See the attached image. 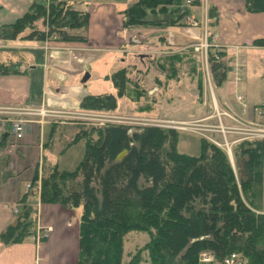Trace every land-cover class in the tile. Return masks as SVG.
<instances>
[{
	"label": "trees",
	"instance_id": "1",
	"mask_svg": "<svg viewBox=\"0 0 264 264\" xmlns=\"http://www.w3.org/2000/svg\"><path fill=\"white\" fill-rule=\"evenodd\" d=\"M245 8L264 12V0H245ZM123 14L125 26H178L186 24L190 10L185 0H134ZM208 16L215 19L211 8ZM88 18L86 11L65 0L33 1L21 17L0 26V40L85 41V35L71 31L86 30ZM39 20L47 27H39ZM253 44L264 46V38ZM226 54L218 50V59L209 55L218 86L226 79ZM9 64L0 60V74L9 73ZM158 67L163 69V63ZM126 74L124 68L111 74L116 94H88L80 109L114 110L117 96L124 94ZM141 94L136 91L137 98ZM129 130L124 125L79 124L72 138V143L84 141L79 163L73 169L44 166L40 201L82 207L77 264H138L143 251L149 264H195L203 249L217 258L236 251L247 264L264 263L262 140L236 143L232 165L220 148L204 139L200 152L188 155L177 151L173 130L156 126ZM123 149L128 153L116 161ZM35 231L36 207L24 199L0 240L4 245L19 243ZM130 231L145 232L149 240L123 262L124 238Z\"/></svg>",
	"mask_w": 264,
	"mask_h": 264
},
{
	"label": "crops",
	"instance_id": "2",
	"mask_svg": "<svg viewBox=\"0 0 264 264\" xmlns=\"http://www.w3.org/2000/svg\"><path fill=\"white\" fill-rule=\"evenodd\" d=\"M65 1L74 9L88 13L86 30L71 31L85 35L86 40L37 42L17 38L10 41L13 49L9 57L1 54L2 47L8 44L0 45V60L11 63L9 73L0 74V107L39 108L48 102L53 109L79 111L81 99L88 94H116L110 76L117 70H137L141 81L146 80L154 70V53L185 48L204 32L197 5L189 8L190 19H195L196 25L149 27L125 26L123 10L134 0H129L124 7L120 0ZM31 3L32 0H0V26L13 23ZM208 4L216 15L210 21L211 43L231 55L227 67L232 68L236 60L239 62L235 59L237 52L245 60L242 80L244 72L251 71L248 63L260 62L263 70L264 59L260 60V55L264 47L253 46V41L264 38V12H248L245 0H208ZM86 72L89 77L82 82ZM93 73L109 81L112 91L95 92L97 87H88L87 81ZM232 78L234 68L232 76L228 78L226 74V81L216 86L217 97L234 103L236 91L251 105L240 86L234 87L229 82ZM156 89H147V92L151 94ZM254 104L259 105V102ZM14 116L17 115L0 113V118ZM26 118L31 121L26 123L23 137L17 140L6 136L0 144V234L14 220V208L19 210L24 199L36 207V230L49 226L51 231L41 241L26 238L4 245L0 240V264H77L79 206L41 202L39 191L45 165L50 163L59 169H71L64 168L68 162L61 164V160L81 141L72 143L79 124L50 117ZM58 143H62V147L57 150ZM28 185L31 186L29 190Z\"/></svg>",
	"mask_w": 264,
	"mask_h": 264
},
{
	"label": "rangeland",
	"instance_id": "3",
	"mask_svg": "<svg viewBox=\"0 0 264 264\" xmlns=\"http://www.w3.org/2000/svg\"><path fill=\"white\" fill-rule=\"evenodd\" d=\"M39 1H44L46 4L48 3L45 0ZM128 1L129 0H120V4H122L121 6H127ZM197 1V6L199 7L198 9L200 12L199 15H201V25L204 27L203 35L196 42L186 46L185 48H179L178 50L165 49L162 50L161 53H154V70H151L153 73L150 72L149 75H147L146 80L143 79L141 81L142 78L137 76L139 71L127 70V80L125 83L124 94L122 96H117L116 108L111 111L92 110L94 112L114 116L115 121L107 124L128 126L130 128L129 131H133L144 126H156L165 130H173L177 133V151L188 155H197L200 152L201 139L208 142L205 137V135L208 136V134L204 132L207 124H212L214 128H216V131L212 133L213 138L218 142L223 140V133L221 132V129L217 127V125L220 124V120L223 125L233 124V121L222 115V111H224L225 108H231L234 113L239 112V108L237 107L235 100L234 103H231L230 101L221 100L217 97L216 86L218 85L212 77L209 60L210 53L214 54L216 50L211 47V49H209L210 53L208 55L207 62L209 68V81L206 82L203 63L199 53L194 50V46L201 43L205 35L207 36L208 42L212 44L211 37L213 35V31L209 26L212 19L208 15L207 17H204L201 14V0ZM185 5L188 8L194 6L193 2L190 5L185 3ZM193 22L197 23L195 19H190V16L186 17V24L193 26ZM37 24L39 27H47L46 24H42L41 20H39ZM25 42L26 41H24V43ZM5 44H8V46L2 47L1 54H5L9 57L11 53L10 51H12L13 47L9 46L10 41L3 42V40H0V45ZM253 46L264 47L254 44ZM225 59L231 60L232 57L230 54H226ZM235 59H239V63L244 69L245 60L242 58V54L237 55L236 52ZM263 59L264 51H262L260 55V60ZM159 63H163V69L158 67ZM248 65L251 67V71H247L246 73L244 72L243 80L241 79V81H238L237 86H240L241 91H244L250 100L251 105L247 101L248 108L245 116L252 119L254 116V103L259 102V105H262L264 111V69L262 70L260 62L248 63ZM233 68L234 65L232 68L227 67L228 78L232 76ZM243 69L241 75L243 73ZM233 79L234 78H232L229 82H232ZM225 81L226 79L222 82V84ZM87 83L90 88H98L95 89V92L112 91L111 83L104 80L102 77H98L96 73L92 74V77L87 81ZM155 88L157 89L153 93L149 94L147 92V89H152L153 91ZM138 90H141L143 94L137 98L136 91ZM85 111L87 110L81 109L78 112ZM51 118L55 120L60 119L62 121L64 119L73 120L74 122H77V124H84L80 121V119L76 118L50 117V119ZM258 120L264 122V115L259 117ZM153 121H156L157 125H150L148 123ZM170 125L173 127H169ZM235 144L236 143L231 145L232 161V148ZM215 146L220 148L228 158L230 157L228 155L229 152L225 147L221 148L217 145ZM60 147H62V143H58L55 146L57 150ZM83 152L84 141L81 140L67 152L61 160V164L63 161H67L68 163L64 168H74L83 158ZM229 160L231 162L230 158ZM79 209L81 212L82 207L79 206ZM148 240L149 235L145 232H128L124 238L123 262H126L129 259V253H134L137 247H143ZM146 259L147 251H143L142 261L138 264H149Z\"/></svg>",
	"mask_w": 264,
	"mask_h": 264
},
{
	"label": "built area",
	"instance_id": "4",
	"mask_svg": "<svg viewBox=\"0 0 264 264\" xmlns=\"http://www.w3.org/2000/svg\"><path fill=\"white\" fill-rule=\"evenodd\" d=\"M38 1V0H32ZM47 2L51 0H45ZM194 0H185V3L190 5ZM201 11L204 17H207L209 11L208 0H201ZM196 22H193V25H196ZM194 50L197 51L200 55V58L203 63V69L206 75V82L209 81V68H208V55L210 53L209 49L213 48L216 50L214 54V58L218 59L217 51L221 50L216 45H212L208 42L207 36L203 37L201 43H198L194 46ZM211 47V48H210ZM243 66L237 62L234 65V79L232 84L234 87L237 86L238 81L242 79ZM235 103L239 108V112H233V110L229 107L225 108L222 111V115L229 118L233 121V124L223 125L220 120V124L217 125L221 132L223 133V140L218 142L213 138L212 133L216 131V128L212 124H207L204 132L208 134L205 135L208 142L215 144L221 148H226L229 152V158L232 161L231 154V145L234 143H238L245 140H262L264 142V122L259 121L258 118L264 115L263 107L259 105H255L253 108L254 116L252 119L247 118L245 115L247 113V99L243 94H238L235 91ZM0 113L17 115L14 117H1L0 118V138L6 134L7 136H12L14 139H21L24 134V128L26 123L30 122L31 119L26 118V116H38L40 118L45 117H62V118H76L80 119L82 123L88 126H104L107 123H112L115 120L114 116L109 114L98 113L94 111H71L66 109H53L50 107V104L47 102L46 105H43L39 108L32 107H0ZM221 115V116H222ZM117 120V119H116ZM151 121V120H150ZM118 122V121H116ZM150 125H157L156 121L148 122ZM159 126V125H158ZM169 127H173L170 125ZM232 143V144H231ZM233 164V163H232ZM263 172H264V146H263ZM31 188L28 185L27 190ZM18 212V208H14V213ZM51 231V227H38L33 235L29 238L34 241L43 240L48 233ZM195 264H247L246 258L240 252H230L227 255L217 258L215 253L211 250L203 249L201 250L196 259ZM264 264V263H263Z\"/></svg>",
	"mask_w": 264,
	"mask_h": 264
},
{
	"label": "water",
	"instance_id": "5",
	"mask_svg": "<svg viewBox=\"0 0 264 264\" xmlns=\"http://www.w3.org/2000/svg\"><path fill=\"white\" fill-rule=\"evenodd\" d=\"M89 77V73H84L83 77H82V82H85ZM7 135L5 134L3 137L5 138ZM128 153V150L127 149H123L122 151H120L116 157H115V160L116 161H120L126 154Z\"/></svg>",
	"mask_w": 264,
	"mask_h": 264
}]
</instances>
